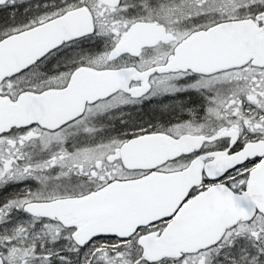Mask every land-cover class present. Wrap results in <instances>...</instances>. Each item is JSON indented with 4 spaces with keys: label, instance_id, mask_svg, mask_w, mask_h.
<instances>
[{
    "label": "snow or ice",
    "instance_id": "obj_1",
    "mask_svg": "<svg viewBox=\"0 0 264 264\" xmlns=\"http://www.w3.org/2000/svg\"><path fill=\"white\" fill-rule=\"evenodd\" d=\"M0 264H264V0H0Z\"/></svg>",
    "mask_w": 264,
    "mask_h": 264
},
{
    "label": "flooded vegetation",
    "instance_id": "obj_2",
    "mask_svg": "<svg viewBox=\"0 0 264 264\" xmlns=\"http://www.w3.org/2000/svg\"><path fill=\"white\" fill-rule=\"evenodd\" d=\"M31 2H38V0H31ZM39 2H42V0H39ZM166 99H167V98H163V100L160 101V102H164V101H166ZM153 102H155V101H153ZM150 103H152V102H150V101H145V102H144V105H141V107H144V106H146V105H148V104H150Z\"/></svg>",
    "mask_w": 264,
    "mask_h": 264
}]
</instances>
